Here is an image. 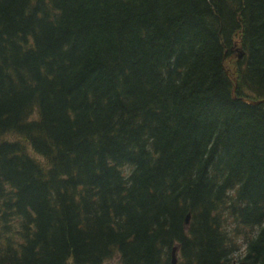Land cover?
<instances>
[{
  "label": "trees",
  "instance_id": "trees-1",
  "mask_svg": "<svg viewBox=\"0 0 264 264\" xmlns=\"http://www.w3.org/2000/svg\"><path fill=\"white\" fill-rule=\"evenodd\" d=\"M240 99H264V0H0V264H264Z\"/></svg>",
  "mask_w": 264,
  "mask_h": 264
},
{
  "label": "rangeland",
  "instance_id": "rangeland-1",
  "mask_svg": "<svg viewBox=\"0 0 264 264\" xmlns=\"http://www.w3.org/2000/svg\"><path fill=\"white\" fill-rule=\"evenodd\" d=\"M236 52V51H235ZM232 52V54L225 59L224 62V67L229 70L230 72L235 71V59L237 58V53ZM229 231H232L231 238H232V243L237 246V249L239 248L240 251L244 249V244L247 238L253 237L254 236V231L241 227V226H236L232 225L229 228ZM238 253V252H237ZM179 259V256L177 254V260Z\"/></svg>",
  "mask_w": 264,
  "mask_h": 264
},
{
  "label": "water",
  "instance_id": "water-1",
  "mask_svg": "<svg viewBox=\"0 0 264 264\" xmlns=\"http://www.w3.org/2000/svg\"><path fill=\"white\" fill-rule=\"evenodd\" d=\"M243 56V53L242 52H239L238 56H237V59H241ZM228 78L230 80H232L231 76H228ZM232 92H233V99L236 100V97L234 96V92H235V86L233 87L232 89ZM240 101L248 104V105H251V106H259V105H263L264 104V99L262 100H258V101H255V100H248V99H240ZM189 220H190V215L188 214L185 218V226H188L189 224ZM176 253H177V247H173L172 250H171V264H176Z\"/></svg>",
  "mask_w": 264,
  "mask_h": 264
},
{
  "label": "bare ground",
  "instance_id": "bare-ground-1",
  "mask_svg": "<svg viewBox=\"0 0 264 264\" xmlns=\"http://www.w3.org/2000/svg\"><path fill=\"white\" fill-rule=\"evenodd\" d=\"M179 251V250H178ZM176 262H177V256H176Z\"/></svg>",
  "mask_w": 264,
  "mask_h": 264
}]
</instances>
